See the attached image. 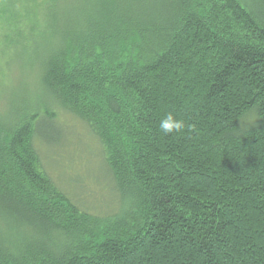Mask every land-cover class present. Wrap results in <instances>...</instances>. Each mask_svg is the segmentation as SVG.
I'll return each instance as SVG.
<instances>
[{
  "label": "trees",
  "instance_id": "1",
  "mask_svg": "<svg viewBox=\"0 0 264 264\" xmlns=\"http://www.w3.org/2000/svg\"><path fill=\"white\" fill-rule=\"evenodd\" d=\"M0 101V264H264V0H0ZM68 119L106 212L46 170Z\"/></svg>",
  "mask_w": 264,
  "mask_h": 264
},
{
  "label": "rangeland",
  "instance_id": "2",
  "mask_svg": "<svg viewBox=\"0 0 264 264\" xmlns=\"http://www.w3.org/2000/svg\"><path fill=\"white\" fill-rule=\"evenodd\" d=\"M26 75L23 67L20 68L19 63L16 62L13 65L11 79L2 87V93L9 89H13L14 92L31 89V83ZM1 105L2 116L4 108L2 109ZM88 132L82 124L68 119L63 122L64 134L60 145L55 149L57 151H42L41 156L48 173L74 200L84 205L83 207L91 208L92 211L95 208L96 212L103 213L109 210V206L104 201L108 196L105 186L109 184L103 174L101 147Z\"/></svg>",
  "mask_w": 264,
  "mask_h": 264
},
{
  "label": "clouds",
  "instance_id": "3",
  "mask_svg": "<svg viewBox=\"0 0 264 264\" xmlns=\"http://www.w3.org/2000/svg\"><path fill=\"white\" fill-rule=\"evenodd\" d=\"M185 125L180 119H176L171 113L167 114L165 118L160 121L159 128L165 134L177 133L179 134Z\"/></svg>",
  "mask_w": 264,
  "mask_h": 264
}]
</instances>
